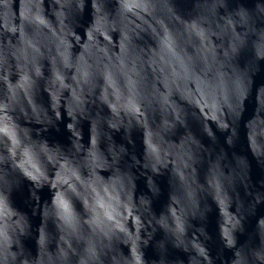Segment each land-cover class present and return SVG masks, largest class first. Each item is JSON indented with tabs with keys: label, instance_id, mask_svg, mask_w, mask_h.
I'll return each mask as SVG.
<instances>
[{
	"label": "clouds",
	"instance_id": "clouds-1",
	"mask_svg": "<svg viewBox=\"0 0 264 264\" xmlns=\"http://www.w3.org/2000/svg\"><path fill=\"white\" fill-rule=\"evenodd\" d=\"M0 264H264V0H0Z\"/></svg>",
	"mask_w": 264,
	"mask_h": 264
}]
</instances>
